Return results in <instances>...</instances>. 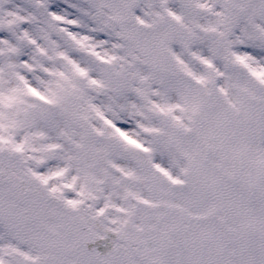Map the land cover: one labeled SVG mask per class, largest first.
I'll list each match as a JSON object with an SVG mask.
<instances>
[{
  "label": "snow or ice",
  "instance_id": "obj_1",
  "mask_svg": "<svg viewBox=\"0 0 264 264\" xmlns=\"http://www.w3.org/2000/svg\"><path fill=\"white\" fill-rule=\"evenodd\" d=\"M0 264H264V0H0Z\"/></svg>",
  "mask_w": 264,
  "mask_h": 264
}]
</instances>
